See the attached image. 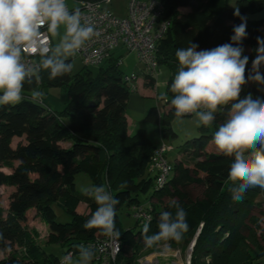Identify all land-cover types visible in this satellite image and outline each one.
Here are the masks:
<instances>
[{"label": "trees", "instance_id": "16d2710c", "mask_svg": "<svg viewBox=\"0 0 264 264\" xmlns=\"http://www.w3.org/2000/svg\"><path fill=\"white\" fill-rule=\"evenodd\" d=\"M102 2L103 0H80ZM164 4V19L169 22L166 33L157 41V60L170 72L166 92L178 68L176 50L190 43L197 49H212L231 43L233 27L241 23L234 15L239 8L247 18V33L251 36L242 42L252 49L251 61L255 58L257 37L264 38V18L252 22L248 12L253 7L249 0H236L228 7V0H161ZM264 2V0H263ZM182 8H189L182 11ZM72 63L71 59H69ZM111 58L96 71L84 66L82 72L49 79L47 71H41L40 82L25 85L24 99L15 106H0V162L2 167L13 168V173L0 170V185L17 188L12 209L6 217L0 207V252L10 251L0 259V264H60L61 259L47 253L39 245L36 230L27 226L29 211L36 210L48 227V244H58L65 254H79L75 245H89L104 237L96 229L87 230L83 224L95 211L97 205L90 197L77 191L75 178L86 173L94 185H109V190L120 201L116 206V228L121 233L120 252L115 264H139L138 257L145 248L142 240V225L134 221L139 230L122 227L119 212L127 206H142L150 211L152 220L149 235L158 231L162 211L175 212L177 202L187 213L189 230L181 242L171 241V246H187L198 233L191 255V264H260L264 255V188H249L243 199L234 198L235 187L228 178L232 158L218 154L212 142L213 132L225 119L224 111L216 114L209 127H200L199 137L187 141L185 153L195 157L192 168L182 161L173 167V176L159 190L154 189L155 177L148 166L156 147L146 130L140 128L128 132L126 109L131 90L122 80L123 72L117 61ZM264 73V67L261 68ZM155 79H151V83ZM150 83V84H151ZM249 88H248V87ZM42 87H60L68 95V102L59 111H52L43 97L42 103L32 100V90ZM248 88L249 90H247ZM249 93L264 98V84L250 82L242 87L241 98ZM165 110L151 108L147 120L161 125L164 139H174L177 134L171 127L174 109L165 102ZM27 135L26 144L11 146L12 139ZM69 143L63 147L60 143ZM21 159L14 168L13 161ZM36 172L38 177L31 179ZM238 183V182H237ZM189 185H204L201 196L193 198L186 191ZM150 194V205L141 204L139 195ZM262 197V196H261ZM157 208L152 201H162ZM1 201V194H0ZM85 203L89 212L78 214L76 205ZM54 205L71 216L68 223L59 222ZM23 247L22 253L14 250ZM152 249V248H150ZM91 264H102L96 254Z\"/></svg>", "mask_w": 264, "mask_h": 264}, {"label": "clouds", "instance_id": "9594fccd", "mask_svg": "<svg viewBox=\"0 0 264 264\" xmlns=\"http://www.w3.org/2000/svg\"><path fill=\"white\" fill-rule=\"evenodd\" d=\"M234 15L241 23L233 27L231 43L197 51L190 43L176 50L177 71L169 92L160 99L170 103L178 120L194 116L197 126L209 127L216 114L224 111L225 119L212 135L218 154L232 158L228 178L236 184L231 192L236 199L252 187L264 188V98L240 94L248 82L264 84V38L257 37L255 58L248 69L249 57L244 55L243 40L247 37V18L239 8ZM94 24L84 20L80 8L69 9L66 0H0V106H15L24 99L25 85L39 83L41 71L49 79L71 73L74 57L94 36ZM55 41V43H53ZM31 54L36 63L26 59ZM44 93L33 89L32 100L42 103ZM238 182V183H237ZM100 184L81 189L97 205L83 224L96 229L104 237L119 240L116 228V206L120 201ZM175 212L162 211L158 231L149 235V223L142 225L145 248L162 241L181 242L189 230L187 213L179 203L169 206ZM2 238V233H0ZM78 258L61 257L60 264H91L96 250L92 245H75Z\"/></svg>", "mask_w": 264, "mask_h": 264}, {"label": "rangeland", "instance_id": "374dc122", "mask_svg": "<svg viewBox=\"0 0 264 264\" xmlns=\"http://www.w3.org/2000/svg\"><path fill=\"white\" fill-rule=\"evenodd\" d=\"M160 1V0H156ZM236 0H228L227 6L233 7L235 5ZM252 2L253 7L248 12V19L252 21L253 23L256 22L259 19L264 18V2L263 0H249ZM129 0H112L111 3L106 4V8L112 11L115 15L123 17L127 13V7H128ZM71 7L74 6V3L72 1H68V3ZM251 35H247V38H249ZM55 43V41H53ZM197 51H200V49H197ZM246 55L249 57V61L251 60L252 55V49L247 45L245 47ZM72 61L73 69H72V75H76L83 71L84 64L79 57L78 54H76L74 57L69 58ZM119 68L123 72L122 80L126 76L131 77L132 74L136 73L138 75V81H135L134 83L130 82L129 84L133 87L136 86L137 89L133 90L132 88L130 96H129V104L127 105L126 109V116L128 117L129 121L131 122L130 130L134 133L140 128H144L146 130V133L148 137L151 139L153 145L157 148L161 146L163 143L169 145L172 147V150L167 152V158L168 161L174 165L178 163L177 157L179 154H184L185 149L187 148V141L191 140L193 138L199 137L201 134L200 127L197 126L196 119L194 116H185L182 120H178L176 117L172 118L171 121V127L173 131L176 132L177 136L174 139L168 140L164 139L162 136L161 131V125L159 122L156 121H150V119L147 120V115L150 112L151 108L155 110V112H159L160 118L161 115L164 112V105L165 101L160 99L161 95L165 92V84L166 80L169 77V71L165 66L159 65V75L157 77V84L154 87L151 86V80L150 78L144 77V73L142 72L143 64L140 63L134 53H128V55H125L123 57V62L121 59V64L119 65ZM95 71L97 69H94ZM144 81V82H143ZM143 82V85L146 88V93H148L146 96L141 97L140 93H144V91H141V84ZM151 83V84H150ZM250 82H248L249 84ZM248 87V86H247ZM130 88V87H129ZM249 88V87H248ZM246 88L247 90H249ZM41 91L44 93L43 97L47 100V104L50 107V110L52 111H59L64 108L65 104L68 102V95L65 92L64 89L60 87H42ZM144 93V94H146ZM137 95V96H136ZM138 97L139 96V102L135 101V99L132 100V97ZM27 135L24 133L21 137H15L12 139L11 146L13 148H16L18 144H26L27 142ZM63 147L69 146V143L61 142L60 143ZM195 157H190L189 153H185L183 157L181 158V161L185 165V167L192 168L195 163ZM21 159L17 158L13 161L14 168L17 167L21 161ZM0 170L5 172L6 174L13 173V168L10 167H2L0 162ZM173 176V173L171 174V177ZM31 179H34L38 177L37 173L34 172L30 175ZM75 185L77 191L81 192L82 188L93 186L94 183L90 176L86 173H79L75 178ZM205 187L204 185H189L186 187V192L193 198L199 197L202 195ZM17 193V188L14 185L9 184H2L0 185V194H1V201H0V207L3 212V217H6L9 211L12 209L13 201L15 200L14 194ZM82 193V192H81ZM262 196V197H261ZM260 196V200H264V195ZM139 198L141 200V204L145 207H149L150 205V194H141L139 195ZM170 199L164 198L162 201H157L156 199L152 201V204H155L157 208H163L162 203H167ZM54 209L57 214V220L59 222L68 223L71 221V216L63 211L60 207L54 205ZM131 208L125 206L123 207L120 212V221L122 224V227L128 229L133 228L134 230H139L141 226H137L133 217L130 215ZM76 211L78 214H87L89 212V209L87 208L85 203H79L76 205ZM36 210L31 209L29 211V218L27 219V226L31 228L32 230H36L39 237L37 238V242L39 245H44V250L47 253H51L61 259V257L66 256L65 249H63L58 244H48L47 238H48V227L43 222V220L36 215ZM264 225V223H263ZM198 237V233L193 238L192 241L189 242L187 246H171V241L167 242H161L158 246L153 247L152 249L148 248L145 251L141 253V255L138 257V263L142 264L141 262H144L145 259L153 261H156V264H165L169 262H175L180 259V263L187 264L188 257L191 253L190 247L193 246V242L195 238ZM264 245V244H263ZM194 248V247H193ZM14 250L18 253H22L23 247L16 245ZM179 251V254L175 256L174 252ZM10 251H2L0 252V259L8 256ZM193 252V250H192ZM78 255H75L73 259H77ZM191 257V256H190ZM260 264H264V255L262 256L260 260Z\"/></svg>", "mask_w": 264, "mask_h": 264}, {"label": "built area", "instance_id": "2783aa9c", "mask_svg": "<svg viewBox=\"0 0 264 264\" xmlns=\"http://www.w3.org/2000/svg\"><path fill=\"white\" fill-rule=\"evenodd\" d=\"M72 1L74 6L69 9L80 8L84 20L94 24L97 35L88 41L85 46L77 53L84 66L88 68H99L104 65L112 56L114 50L122 45L128 53H134L140 63L143 64L142 72L144 77L156 79L159 73V63L157 60V41L162 38L168 29L169 22L164 19V4L156 0H129L127 13L120 17L106 8L111 0L102 2L66 0ZM32 63L38 61V57L29 54L26 57ZM121 64V59L117 61V66ZM123 81L133 90L136 86L129 83L138 81V75L126 76ZM191 116V115H190ZM172 147L163 143L157 147L148 166V171L155 177L154 189H162L170 179L173 166L168 161L167 152ZM132 217L141 225L145 222L150 224L152 216L149 210L142 206L132 207ZM96 250V258L102 264H115L118 253L120 252V239L109 240L107 237L97 238L91 244ZM193 247V246H192ZM190 247V251L192 249ZM175 256L179 251L174 252ZM66 255L74 257L72 252ZM209 264L210 259L206 258ZM142 264H156L152 259H145ZM165 264H182L180 259ZM187 264H191L189 255Z\"/></svg>", "mask_w": 264, "mask_h": 264}, {"label": "crops", "instance_id": "0c3cea01", "mask_svg": "<svg viewBox=\"0 0 264 264\" xmlns=\"http://www.w3.org/2000/svg\"><path fill=\"white\" fill-rule=\"evenodd\" d=\"M112 1V0H111ZM111 1L109 3H111ZM182 11H188L189 8H182L181 9ZM125 55H128V52L125 50V48L122 46V45H119L118 47H116V49L114 50L113 52V59L117 60V59H122V62H123V57H125ZM108 63L105 64V66L107 65ZM93 70L94 69H99V68H92ZM169 77H170V72H169ZM169 77L168 79L166 80V84H165V92H166V87H167V83H168V80H169ZM144 82V81H143ZM143 82H142V86H141V91H144V93H146V88L144 85H143ZM157 84V78L154 80V82L151 84L150 87H154L155 85ZM164 92V93H165ZM144 93H140L141 94V97H144V95L146 96L148 93L144 94ZM137 96V95H136ZM132 97V100L135 99V101L139 102V96L138 97ZM129 100H128V104H129ZM46 103H47V100H46ZM48 104V103H47ZM49 105V104H48ZM166 106L164 105V110H165ZM162 116V115H161ZM126 119H127V122H128V132L131 134L133 133L131 130H130V127H131V122L129 121L128 117L126 116ZM185 154V152H184ZM184 154H179L178 157H177V160L178 161H181V158L183 157ZM190 157H193L190 155Z\"/></svg>", "mask_w": 264, "mask_h": 264}, {"label": "water", "instance_id": "95a60500", "mask_svg": "<svg viewBox=\"0 0 264 264\" xmlns=\"http://www.w3.org/2000/svg\"><path fill=\"white\" fill-rule=\"evenodd\" d=\"M196 239H197V238H195V240H194V242H193V247H194V245H195V243H196ZM193 247H192V249H191L190 256L192 255V250H193Z\"/></svg>", "mask_w": 264, "mask_h": 264}]
</instances>
